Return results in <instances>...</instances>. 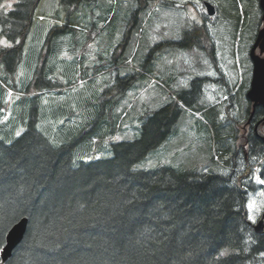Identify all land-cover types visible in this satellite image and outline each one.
Wrapping results in <instances>:
<instances>
[{
  "label": "rangeland",
  "instance_id": "rangeland-1",
  "mask_svg": "<svg viewBox=\"0 0 264 264\" xmlns=\"http://www.w3.org/2000/svg\"><path fill=\"white\" fill-rule=\"evenodd\" d=\"M147 1L91 0L73 10L63 0H42L19 60L3 36L12 2L0 1V139L12 142L35 120L53 143L73 142L74 159L108 157L112 142L140 136L146 112L188 89V104L180 101L172 133L134 167L206 172L228 167L229 153L225 159L216 154L227 134L236 132L238 119L243 140L248 50L263 26L259 0H208L219 10L212 20L204 19L200 0ZM90 14L91 19L84 18ZM193 25L203 31L200 44L173 45ZM219 60L218 70H224L218 71V91ZM131 73L138 75L127 89L119 77ZM207 73L212 78H203ZM197 77L201 82L195 88ZM118 91H127L120 100ZM259 159L243 157L235 166V179L253 186L247 209L254 224L264 214V162ZM260 258L264 264V253Z\"/></svg>",
  "mask_w": 264,
  "mask_h": 264
},
{
  "label": "trees",
  "instance_id": "trees-1",
  "mask_svg": "<svg viewBox=\"0 0 264 264\" xmlns=\"http://www.w3.org/2000/svg\"><path fill=\"white\" fill-rule=\"evenodd\" d=\"M10 1L3 36L19 60L42 0ZM63 1L77 7L89 0ZM202 35L188 31L177 43L197 46ZM136 74L119 80L129 89ZM198 82L193 80L195 88ZM187 90L146 112L140 136L112 142L108 157L74 159L75 144L53 143L35 120L12 142L0 139V251L11 227L28 218L22 242L0 264H260L264 233L249 221L248 195L233 180L235 166L246 158L238 118L236 132L227 135L239 144L226 136L216 154L225 159L229 153L228 167H134L172 133ZM126 92L118 91L117 100ZM248 149V156H263Z\"/></svg>",
  "mask_w": 264,
  "mask_h": 264
},
{
  "label": "water",
  "instance_id": "water-1",
  "mask_svg": "<svg viewBox=\"0 0 264 264\" xmlns=\"http://www.w3.org/2000/svg\"><path fill=\"white\" fill-rule=\"evenodd\" d=\"M205 5L209 15H214L216 13L215 6L211 2H206ZM260 6L263 10L262 19L264 21V0H260ZM257 48H259L261 52H264V26L259 30L256 41L251 50V58L254 64V73L252 85L247 93V97L253 101L254 108H256L259 103H264V57H262L260 54H257ZM262 220L264 221V214ZM27 227V218L19 220L11 227L6 237V244L2 250V262H6L12 256L15 248L23 240L27 231ZM256 229L263 231V226L261 223L256 226Z\"/></svg>",
  "mask_w": 264,
  "mask_h": 264
},
{
  "label": "flooded vegetation",
  "instance_id": "flooded-vegetation-1",
  "mask_svg": "<svg viewBox=\"0 0 264 264\" xmlns=\"http://www.w3.org/2000/svg\"><path fill=\"white\" fill-rule=\"evenodd\" d=\"M206 0H200V2L203 5L204 8V3ZM217 8V7H216ZM219 13V10L217 8V14ZM217 14L215 16H208L205 17L204 19H209L212 20L214 19ZM257 37V35H256ZM256 37H254V40L252 42V44H250V48L248 50V56H249V60H250V82H249V86L247 89H250L251 87V81H252V75H253V63L251 61L250 58V52H251V48L253 46V44L255 43ZM257 53H259L262 57H264V52H261L260 49H257ZM246 92V94H247ZM254 103L252 101H248V105L246 107L245 110V118L242 124V137L244 140V143L241 144L244 147V154L247 158L248 153L250 152V150L247 148L252 147L255 152V155L258 156V153H261L262 151H264V103H259V105L256 106V108H254ZM263 159L261 160L262 162H264V153H263ZM262 167L264 168V165H262ZM262 174L264 176V170L262 171ZM236 183L242 185V187L244 188V190L249 193L251 191V189H253V186L247 184L245 185L243 182H238L236 179H233ZM261 223V225L264 228V221L262 219H259L256 224L253 223V227L256 226L257 224L259 225Z\"/></svg>",
  "mask_w": 264,
  "mask_h": 264
},
{
  "label": "crops",
  "instance_id": "crops-1",
  "mask_svg": "<svg viewBox=\"0 0 264 264\" xmlns=\"http://www.w3.org/2000/svg\"><path fill=\"white\" fill-rule=\"evenodd\" d=\"M91 0H89V1H85V2H90ZM84 3V2H83ZM83 3H81L80 5H78L77 7H69L70 9H73V10H77ZM94 4H97V2H94ZM91 15L92 14H90V16H84V18H88V19H91ZM172 42H174V41H172ZM173 45H175V46H177L176 44H173ZM179 46V45H178ZM181 47V46H180ZM149 64H147L146 66H148Z\"/></svg>",
  "mask_w": 264,
  "mask_h": 264
},
{
  "label": "bare ground",
  "instance_id": "bare-ground-1",
  "mask_svg": "<svg viewBox=\"0 0 264 264\" xmlns=\"http://www.w3.org/2000/svg\"><path fill=\"white\" fill-rule=\"evenodd\" d=\"M231 92H233V91H230V93ZM263 158V157H262ZM261 159H259V161H260ZM247 193V192H246ZM249 193H247V195H248ZM247 211H248V209H247ZM249 212V211H248ZM248 217H249V215H248ZM23 218H27V217H23ZM23 218H21V219H23ZM28 219V218H27ZM249 221L252 223V220H250V218H249ZM17 223V222H16ZM9 232V231H8ZM8 234V233H7ZM6 237H7V235H6ZM22 242V241H21ZM5 244H6V240H5ZM4 247V246H3ZM17 248V247H16ZM15 248V249H16ZM2 250H3V248L1 249V251H0V258H1V261H2V257H1V254H2Z\"/></svg>",
  "mask_w": 264,
  "mask_h": 264
},
{
  "label": "snow or ice",
  "instance_id": "snow-or-ice-1",
  "mask_svg": "<svg viewBox=\"0 0 264 264\" xmlns=\"http://www.w3.org/2000/svg\"><path fill=\"white\" fill-rule=\"evenodd\" d=\"M262 183H264V181H261Z\"/></svg>",
  "mask_w": 264,
  "mask_h": 264
}]
</instances>
